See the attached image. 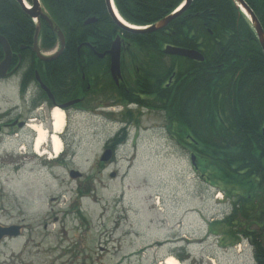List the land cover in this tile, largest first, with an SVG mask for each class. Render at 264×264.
<instances>
[{"label": "rangeland", "instance_id": "rangeland-1", "mask_svg": "<svg viewBox=\"0 0 264 264\" xmlns=\"http://www.w3.org/2000/svg\"><path fill=\"white\" fill-rule=\"evenodd\" d=\"M16 92L14 79L0 84V110L18 104ZM117 102H104L101 120L65 119L55 160L33 153L30 129L0 132V225H23L19 236L0 242V264H158L165 255L180 264H254L244 239L223 249V239L207 231L230 213L231 199L165 136L164 113L137 107L127 140L112 159L98 162L105 141L122 126L123 115L109 113L122 108ZM33 117L28 123L39 124ZM71 169L81 175L71 178ZM155 196L163 213L150 208ZM214 226L229 235L222 224Z\"/></svg>", "mask_w": 264, "mask_h": 264}, {"label": "trees", "instance_id": "trees-1", "mask_svg": "<svg viewBox=\"0 0 264 264\" xmlns=\"http://www.w3.org/2000/svg\"><path fill=\"white\" fill-rule=\"evenodd\" d=\"M55 24L65 35L62 55L52 64L55 74H67L80 89V66L84 58L96 66L103 63L87 54L83 41H99L102 51L114 35L122 34L136 48L130 55L137 62L127 74L132 84L114 87L108 68L100 72L105 88L114 89L118 102H135L162 110L168 131L177 145L194 154L198 169L211 176L225 199H231V211L209 225L208 232L223 239L220 247H231L239 239L248 241L254 264H264V55L250 23L232 0H192L188 9L165 29L149 33L122 31L110 16L105 0H40ZM184 0H113L126 22L147 26L173 12ZM264 31L262 0H245ZM87 17L96 22L83 25ZM35 23L15 0H0V34L17 51L19 44L32 42ZM54 33L42 23L39 43L51 49ZM165 44L198 50L202 62L164 55ZM64 62L70 65L64 69ZM61 70H58L59 68ZM98 70V71H99ZM126 70V66H125ZM97 70L88 73L96 75ZM128 75V76H129ZM63 80L65 78L61 77ZM143 79V80H142ZM170 82L165 89L158 84ZM110 83V86H109ZM129 88V90H128ZM77 89L65 94L77 95ZM138 92L145 94L139 97ZM131 119L132 114H126ZM136 119V118H135ZM125 139V131L108 139L112 150ZM211 175V176H210ZM213 185V184H211ZM222 224L228 236L214 230ZM255 224L256 228H251Z\"/></svg>", "mask_w": 264, "mask_h": 264}, {"label": "flooded vegetation", "instance_id": "flooded-vegetation-1", "mask_svg": "<svg viewBox=\"0 0 264 264\" xmlns=\"http://www.w3.org/2000/svg\"><path fill=\"white\" fill-rule=\"evenodd\" d=\"M262 1L263 2L261 7V13L264 14V0ZM38 23H40L41 26L42 23L48 26V24L45 23V21L42 18L36 20V24ZM89 24H84V25H89ZM62 33L64 35L63 31ZM117 35H115L114 37H116ZM113 39L111 40L109 47L102 51L97 50V48L101 46L100 42L94 40L83 41L76 46L77 50L81 46H83V48L86 50L85 52L89 54L92 57V59L97 58L98 60L103 62L104 65H106L108 68L109 78L111 76L109 72V57L107 54H104V56L101 57L100 54H103L110 49ZM32 45H33V40L31 43L27 45L19 44L17 51H12L9 67L7 68L6 71L1 72L3 74V76L0 77L1 86H5L8 80L11 79L15 80L17 85L16 95H17L18 104H16L10 109L0 110V132L3 130H7L8 132H6V134L9 135L18 130L28 129V125H29L28 121L31 120L30 116H35L33 117L34 120H40L39 123L45 126L48 130H50L49 114L52 108L55 106H59L60 108L63 109V112L65 113L66 121L71 119V117L73 116H81V115L93 117L96 119L99 118L100 120L103 119L104 102H107V104H109L116 100L115 90L114 89L110 90L108 88H105V83L103 81L102 74L99 70L101 69V67L104 66L103 63H97L95 66L93 65V63H89L87 61V58H84L79 68L81 70L80 71L81 83L79 86L80 89H77L75 84H71L69 80H66L67 74L66 75L63 74L62 76V74L59 73L60 78L58 79L57 75L55 74V70H54L55 68L52 69L53 65L49 64L52 60L46 62L39 60L36 57L34 51L32 50ZM38 46L40 52L45 55L52 54L55 52V50H57L56 43L51 49L41 48L39 42H38ZM119 46H120L119 67H121V79L119 80L118 84H116L113 81V79L111 78L110 79L115 88L119 87L120 84H122L124 90L127 91V87L132 84L131 77L133 76L127 74V69H129L131 65L136 70L138 68L136 66L137 62H132L131 56H128L132 51L134 52V48H136V46L133 43H131V41L125 40L123 36L120 40ZM2 51L3 49L0 45V61L4 56V53ZM64 64L65 65L63 68L69 70L70 65L67 62H64ZM125 66H126V70H125ZM61 69L62 68L60 67L58 70ZM91 70H97L96 75L89 74L88 72ZM61 77L65 79L63 80ZM27 82L28 83L30 82L32 84L31 91H25L26 85L28 84ZM167 84L168 81H163L162 84L160 82V84H158L157 86H159L161 89H165L167 87ZM42 86H45L48 89L50 95L52 96L51 98L49 97L48 93L45 91V89ZM74 89L75 90L77 89V92L79 93L73 97L66 98L65 94L70 93V91ZM138 95L141 98L145 96V94L141 92H138ZM25 104L27 106L25 109H23L22 106H25ZM133 114H135V111H133ZM20 124L21 126H19ZM65 131L61 136L63 140H65V136H66Z\"/></svg>", "mask_w": 264, "mask_h": 264}, {"label": "water", "instance_id": "water-1", "mask_svg": "<svg viewBox=\"0 0 264 264\" xmlns=\"http://www.w3.org/2000/svg\"><path fill=\"white\" fill-rule=\"evenodd\" d=\"M18 2V4L21 6V9H23V11L25 13H27L30 17H35L37 20L39 18H42L49 26V28L52 29L53 32H55L57 39H58V44H59V48H57L58 50L48 56L42 55L39 51L38 48V43H37V37H38V32H39V28H40V23L37 24V26L35 27V32H34V37H33V45H32V50L35 52L36 56L42 60V61H51L56 59L62 52V48H64V38L63 35L61 33V31L59 30V28L57 27V25L49 18V16L40 8V3L38 0H31L32 3V8L31 9H27V7L24 5L23 0H15ZM237 1L242 8H244V10L246 11V13L249 15V19L250 22L253 26L252 29H254V32L257 36L258 42L261 46L260 49H262V52L264 54V32L263 29L261 28V25L258 21V19L256 18V16L254 15V13L251 11L250 8H248L247 4L243 1V0H235ZM105 5L107 6L108 12L110 14V16L112 17V19L115 21L116 25H118V27L123 30V31H128V32H132L134 33H147V32H154L157 31L159 29L165 28L173 19L175 20V18L177 16H179L180 14H182L190 5L191 1L190 0H184V5H182V7L175 11L174 13L168 14L167 16H165L164 18H162L161 20L154 22L151 26L146 27V28H138V27H134L131 25H127V23H125L123 20H121V18L119 16H117L113 10V6H112V2L111 0H105ZM95 21V18L90 17L87 18L86 20H84V24H89ZM120 37L116 36L114 38V40L112 41L111 47L109 50H107L105 53L100 54V56H104V54H107L109 57V72L110 75L113 79V81L118 84L119 80L121 79V73H120ZM0 45L3 48L4 52V57L3 59L0 61V76H3V74L1 72L6 71L7 68L10 65V61H11V49L9 47V44L7 43L5 37L0 35ZM163 53L168 54V55H178V56H183L185 58H189L192 60H197L198 61H202L203 57L202 55L195 51V50H190V49H186V48H181V47H175V46H171V45H165V47L163 48ZM19 59V56H18ZM19 61V60H18ZM45 91L48 93L49 97L51 98L52 96L50 95V92L48 91V89L45 86H42ZM264 133V131L262 132ZM111 157V151L110 150H104L102 156H101V161H107L109 160V158ZM194 157L193 155L191 156V162L192 164H194ZM71 178H75L77 176H79L80 174L77 173V171H73L71 170L69 173ZM113 175V174H111ZM21 225H8L7 226H3L0 225V240L4 239V238H12V237H16L20 234L21 232Z\"/></svg>", "mask_w": 264, "mask_h": 264}, {"label": "bare ground", "instance_id": "bare-ground-1", "mask_svg": "<svg viewBox=\"0 0 264 264\" xmlns=\"http://www.w3.org/2000/svg\"><path fill=\"white\" fill-rule=\"evenodd\" d=\"M28 7V3H26ZM113 10L115 14H117L114 6ZM118 16V15H117ZM65 118H64V112L60 110L59 108H53L51 112V124H50V132H48L44 127H42L39 124L31 123L29 124V128L34 131L35 138L32 142V151L35 154H38L40 156L48 155V158H53L60 154L62 149V143L61 140L58 137V134L62 132L64 126H65ZM50 144V150H46L44 146L46 144ZM159 201L155 202V205L158 206ZM158 210H161L158 208ZM163 264H180L177 262L175 258L172 256H167L164 258Z\"/></svg>", "mask_w": 264, "mask_h": 264}]
</instances>
